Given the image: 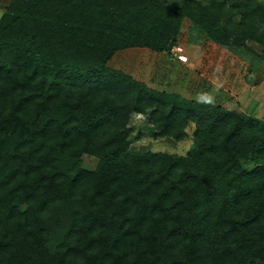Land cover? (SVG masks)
<instances>
[{"label":"trees","instance_id":"obj_1","mask_svg":"<svg viewBox=\"0 0 264 264\" xmlns=\"http://www.w3.org/2000/svg\"><path fill=\"white\" fill-rule=\"evenodd\" d=\"M38 1L75 52H14L0 38V264H264V123L219 106L205 120L207 106L106 66L136 44L172 57L169 32L191 12L167 0ZM237 1L198 8L200 26L224 46L264 48V6ZM148 107L161 135L183 113L213 123L211 141L185 157L130 152L128 121Z\"/></svg>","mask_w":264,"mask_h":264},{"label":"rangeland","instance_id":"obj_2","mask_svg":"<svg viewBox=\"0 0 264 264\" xmlns=\"http://www.w3.org/2000/svg\"><path fill=\"white\" fill-rule=\"evenodd\" d=\"M195 1L167 0L170 7H184L191 12L181 15L177 29L170 31L167 37L168 41L174 38L177 45L184 48L186 62H178L168 52L136 44L118 50L106 66L130 76L140 86L171 96L176 102L195 101L207 106L200 115L205 120L212 117L213 109L219 106L226 112L253 117L264 123L263 46L252 40H248L244 47L214 42L198 22V8H207L211 0ZM219 1L224 2L225 6L238 2ZM252 1L264 6V0ZM119 4L120 0L118 7ZM34 6H39L38 0H0V20L3 16L7 20L0 23V29L4 27L0 38L14 52L32 51L35 48L43 53L59 48L62 56L75 52L68 47L62 31H56L54 16L41 12L44 8L38 10ZM234 19L237 20L238 16ZM102 36L106 38V34ZM87 59L92 65L99 61L97 56H91V59L87 56ZM152 110L153 107H148L144 112H132L128 121L132 129L128 136L130 152L185 157L196 149V142L211 141L213 123L199 121L197 117H184L183 113L172 118L176 123L171 128L173 132L161 135L156 123L151 121ZM219 123L223 125L224 121ZM199 130L201 133L198 134ZM180 132L182 134L178 136ZM240 161L249 170L256 165L250 154ZM97 164V158L82 154L80 165L83 169L94 170Z\"/></svg>","mask_w":264,"mask_h":264},{"label":"built area","instance_id":"obj_3","mask_svg":"<svg viewBox=\"0 0 264 264\" xmlns=\"http://www.w3.org/2000/svg\"><path fill=\"white\" fill-rule=\"evenodd\" d=\"M170 54L179 62H186L187 55L184 51V48L180 45H175L171 48Z\"/></svg>","mask_w":264,"mask_h":264},{"label":"crops","instance_id":"obj_4","mask_svg":"<svg viewBox=\"0 0 264 264\" xmlns=\"http://www.w3.org/2000/svg\"><path fill=\"white\" fill-rule=\"evenodd\" d=\"M179 62V61H178Z\"/></svg>","mask_w":264,"mask_h":264}]
</instances>
